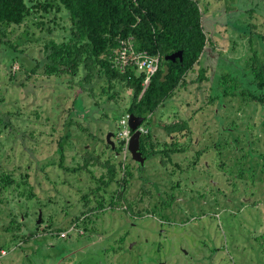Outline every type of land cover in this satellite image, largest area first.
Here are the masks:
<instances>
[{"label": "rangeland", "instance_id": "obj_1", "mask_svg": "<svg viewBox=\"0 0 264 264\" xmlns=\"http://www.w3.org/2000/svg\"><path fill=\"white\" fill-rule=\"evenodd\" d=\"M28 1L37 7L24 23L4 30L0 42V155L10 156L8 169L17 172L0 195V264H264V105L243 94L246 84L260 81L249 77L253 59L264 65V0H199L209 57L148 114L143 125L156 146L146 163L126 154L118 136L132 90L114 81L115 100L107 102L108 81L98 74L86 81L83 66L75 76H48L46 45L68 42L72 22L61 5ZM201 67L207 68L202 81ZM221 90L225 97L213 101ZM70 113L81 123L72 124L61 151ZM184 120L191 132L166 128ZM31 130L37 139H23ZM8 135L15 137L7 141ZM105 163L114 166V178ZM123 176V201L110 204ZM218 185L229 189L223 193ZM149 188L154 201L170 193L199 198L194 215L178 203L177 217L153 210L132 217L127 199L139 200ZM75 222L77 229L62 237Z\"/></svg>", "mask_w": 264, "mask_h": 264}, {"label": "trees", "instance_id": "obj_2", "mask_svg": "<svg viewBox=\"0 0 264 264\" xmlns=\"http://www.w3.org/2000/svg\"><path fill=\"white\" fill-rule=\"evenodd\" d=\"M60 5L67 10L72 22L70 39L61 44L52 41L49 46L46 45L50 52L44 67L45 73L48 76L66 73L75 76L83 66L86 69V81H91L97 74L108 81L109 87L102 88L109 94L107 102L115 100V94L111 93V89H114L113 82L123 83L127 89L132 90L130 104L123 115L129 112L144 117L145 121L150 119L148 114L155 113L178 88L185 85L187 74L196 64H200L202 59L206 60L209 57L207 48L212 42L206 31L208 26L204 24V13L199 0H49L44 4L45 8L54 6L57 10H60ZM34 7L37 6L28 0H0V42H4V30L11 25L24 23ZM130 37L133 38L136 50L147 51L152 56H161L159 68L144 92L143 82L146 73L139 71L133 65L126 66L123 71L115 61L120 40ZM180 50L183 51L182 61L179 58L176 61L166 59L167 55ZM253 60L249 77L250 80L259 79L260 81L246 84L247 92L243 94H247L250 101L264 105V65L259 63L257 57ZM199 71L198 80L207 79V68L201 67ZM81 87L84 88V86ZM225 93L222 90L218 91L213 101L225 97ZM96 106L100 108L98 103ZM225 107L227 104H218L219 112L216 117H219L220 111ZM10 115L12 114H8V118ZM72 117L74 116L70 113L68 122H65V134L59 139L61 151L64 150V142L71 138L72 124L81 123ZM86 119L92 121L94 115H89ZM2 123L12 126L11 120L7 118L2 117ZM166 128L170 133H179L184 129L191 132L187 120L174 122ZM85 129L88 128L85 127ZM15 131L19 132L16 129ZM34 134L37 135L35 130H31L28 134L22 132L21 135L23 139H37ZM11 137L15 136L8 135L7 141ZM148 142L152 150H149ZM155 146L151 131L141 137V150L144 155L154 154ZM0 152L2 153L1 148ZM9 158L8 155H0V195L16 182L17 172L14 169H8ZM22 159L23 157L20 156V160ZM86 163H88L87 159ZM105 165L110 167L111 179L114 178L116 175L114 166L109 163ZM21 167V164L17 166L18 169ZM132 174L129 171V175L132 176ZM127 181L126 176L118 179L122 187L120 198L126 192L123 187L125 188ZM23 183L27 184V180ZM115 202L118 201L113 198L110 204ZM98 206L103 207L104 200H100Z\"/></svg>", "mask_w": 264, "mask_h": 264}, {"label": "built area", "instance_id": "obj_3", "mask_svg": "<svg viewBox=\"0 0 264 264\" xmlns=\"http://www.w3.org/2000/svg\"><path fill=\"white\" fill-rule=\"evenodd\" d=\"M160 60V55L152 56L147 51L136 50L132 37L120 40V48L118 50V55L115 58L117 66L123 71L125 70L126 66L133 65L136 66L139 71H144L146 73V77L143 82V92L147 89L152 77L157 72ZM130 117L131 113L129 112L121 117L118 131V136L122 141V144L120 143V145L125 147L126 154L130 153L129 147L133 135V130L130 127ZM143 124L144 122L138 127V129L142 132V136L149 132V128L145 127ZM77 225V222L72 223L67 229L62 230L60 235L62 237L69 236L71 232L77 229Z\"/></svg>", "mask_w": 264, "mask_h": 264}, {"label": "flooded vegetation", "instance_id": "obj_4", "mask_svg": "<svg viewBox=\"0 0 264 264\" xmlns=\"http://www.w3.org/2000/svg\"><path fill=\"white\" fill-rule=\"evenodd\" d=\"M175 152V151H174ZM174 152L173 153H170L169 154V152H168V154H167V152H165L166 154H167V156L169 157V158H172L173 157V154H174ZM198 154H199V152H198ZM153 154H151L150 156H146V155H142L143 156V160H145V163L148 161V160H150V157L152 156ZM220 154H217V157L219 156ZM142 162V161H141ZM141 162H138V163H141ZM221 170H224V168L223 169H221ZM223 173H226L225 171L223 172ZM207 174H209L208 176L210 177L209 178V181H210V184H215L216 183V181H215V179H214V177H215V175H216V173H214L213 174V176H212V172H210V173H207ZM227 179L228 178H226V181H227ZM229 182L227 181V184H228ZM215 186V185H214ZM227 187V189H229V186L227 185L226 186ZM225 186L224 187H220L219 185H218V189H219V191H221V190H223L222 192L223 193H226L227 191L225 190V188H226ZM158 194H160V193H158ZM172 193H170V195L167 197V198H159V201H154L153 199H155V197H153V192H151V190H150V188L148 189V191L146 190V195H145V193H143L142 194V196H141V198H139V200H130L129 201V199H127L128 200V202L127 203H125V204H127L128 205V208H129V213H130V215L132 216V217H134V218H141V217H144L145 216V214H144V210L145 211H148V210H153V211H155V212H158V213H160V214H162L163 215V217L164 218H166V219H168L169 217H177L179 214V209H178V203L181 205V204H185V206L186 207H184V208H186V210L187 211H192V213H193V215H194V212H195V206H197L196 204L197 203H199V198H190L188 201H187V199H185V198H183V197H174V195H171ZM116 201H120V200H122L123 199V197H119V194L117 193L116 195ZM113 197H114V195H113ZM113 197H112V199H113ZM120 198V199H119ZM177 200V201H176ZM123 201V200H122ZM115 204H118V202L117 203H115ZM141 204H144L143 205V207H139ZM149 205H151L152 206V208L151 207H149ZM215 203H213V207H211V208H213V210L212 211H215ZM217 207H218V204L216 205ZM216 207V208H217ZM115 208H118V207H116L115 206ZM88 209H90V208H88ZM223 210H225V207H222L221 208V211H223ZM42 211V210H41ZM211 211V212H212ZM38 213H40V212H38ZM154 213V212H153ZM211 214H214V213H211ZM85 215H87V213H85ZM148 215V214H147ZM206 215L208 216V215H210V213L208 212V213H204V214H202V216H200V217H206ZM84 217L85 216H83V219H84ZM162 235V234H161Z\"/></svg>", "mask_w": 264, "mask_h": 264}, {"label": "water", "instance_id": "obj_5", "mask_svg": "<svg viewBox=\"0 0 264 264\" xmlns=\"http://www.w3.org/2000/svg\"><path fill=\"white\" fill-rule=\"evenodd\" d=\"M179 58L181 61L183 60V51L180 50L178 52H174L166 56L167 60L176 61ZM144 117L138 116L134 113H131L130 117V127L133 130V135L130 141V153L136 162H141L143 160V153L141 150V136L142 132L138 129V127L144 122ZM42 221V211L39 213L38 222Z\"/></svg>", "mask_w": 264, "mask_h": 264}]
</instances>
